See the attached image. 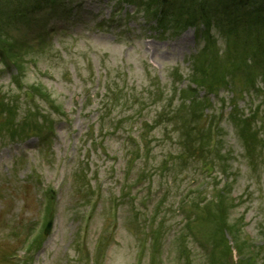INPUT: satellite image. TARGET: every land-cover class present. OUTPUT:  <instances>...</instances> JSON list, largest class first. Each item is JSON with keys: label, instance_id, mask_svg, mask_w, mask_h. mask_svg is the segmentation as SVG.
<instances>
[{"label": "rangeland", "instance_id": "obj_1", "mask_svg": "<svg viewBox=\"0 0 264 264\" xmlns=\"http://www.w3.org/2000/svg\"><path fill=\"white\" fill-rule=\"evenodd\" d=\"M144 10L58 0L6 29L22 69L0 61V264H264V103H251L233 71L223 106L189 114L186 93L170 106L193 84L186 74L199 47L193 29L160 33ZM216 49L215 74L228 73ZM263 87L253 94L264 101ZM173 113L183 114L178 131L184 117L204 138L206 125L222 127L227 151L215 152L226 178L219 159L206 166L197 149L185 157L175 134L163 141ZM255 113L249 157L242 145ZM132 140L150 154L137 159Z\"/></svg>", "mask_w": 264, "mask_h": 264}, {"label": "trees", "instance_id": "obj_2", "mask_svg": "<svg viewBox=\"0 0 264 264\" xmlns=\"http://www.w3.org/2000/svg\"><path fill=\"white\" fill-rule=\"evenodd\" d=\"M55 1L0 0V45L4 57L8 55L18 71L22 69L21 61L18 60L22 58L21 51L19 49L17 51L16 47L6 40L7 34L3 30L25 15L35 14L50 7ZM125 2L144 7L146 9L144 11L151 12L157 23L165 27L169 33L177 34L188 27L197 30L196 38L204 41V46L200 50L201 56H198L202 60L199 63V71L202 74L200 87L205 86L215 92L216 86L225 84L229 78L226 73L215 81L205 78L208 75H217L215 70L219 57L216 55L214 61L211 58L217 43L216 34L210 31L212 29L225 41L224 53L229 56L227 63L229 66L235 68V65L241 62L245 66H256L264 74V0H125ZM204 55L207 60L202 58ZM197 74L199 75L198 72ZM197 81L198 78L193 80L195 84ZM183 92L188 94L186 98L193 97L191 89H183ZM197 99L198 97H193L189 109L195 111L201 107L202 103ZM254 119L250 120V124L248 122L250 127L256 124ZM138 149L137 145L135 151L137 159L140 151Z\"/></svg>", "mask_w": 264, "mask_h": 264}, {"label": "water", "instance_id": "obj_3", "mask_svg": "<svg viewBox=\"0 0 264 264\" xmlns=\"http://www.w3.org/2000/svg\"><path fill=\"white\" fill-rule=\"evenodd\" d=\"M51 223H52V219H51V216H50V220H49V222H48V224H47V226H46V232H48L49 231V228L51 227Z\"/></svg>", "mask_w": 264, "mask_h": 264}]
</instances>
